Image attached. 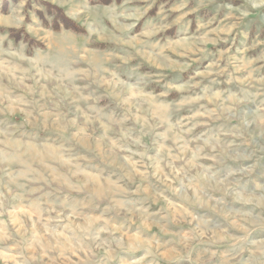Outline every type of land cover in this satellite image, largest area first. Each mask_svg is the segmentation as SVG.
Listing matches in <instances>:
<instances>
[{"label":"rangeland","instance_id":"obj_1","mask_svg":"<svg viewBox=\"0 0 264 264\" xmlns=\"http://www.w3.org/2000/svg\"><path fill=\"white\" fill-rule=\"evenodd\" d=\"M44 1L84 31L0 0V264H264V0Z\"/></svg>","mask_w":264,"mask_h":264},{"label":"trees","instance_id":"obj_2","mask_svg":"<svg viewBox=\"0 0 264 264\" xmlns=\"http://www.w3.org/2000/svg\"><path fill=\"white\" fill-rule=\"evenodd\" d=\"M17 1L18 0H12V2L14 3H16ZM37 1L43 10L34 9V11L37 13L38 17L40 18V20L42 21L44 25H49L53 29H59L60 27H65V28H68L76 32L84 31V28L78 23H76L75 21H73L72 19H70L61 7L55 4H52L50 2L44 1V0H37ZM101 1H110V0H101ZM7 4H8L7 0H3V3H2L3 11L7 10L6 9ZM47 15H52L53 16L52 20L49 21L47 18H45ZM4 30L8 32L10 37L14 39L22 38L29 45H32L31 44L32 40L29 34L25 31L23 27L15 28V29L14 28H6V29L0 28V33Z\"/></svg>","mask_w":264,"mask_h":264}]
</instances>
